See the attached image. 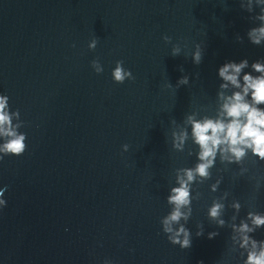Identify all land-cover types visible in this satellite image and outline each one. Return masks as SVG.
Returning <instances> with one entry per match:
<instances>
[{
	"label": "water",
	"instance_id": "obj_1",
	"mask_svg": "<svg viewBox=\"0 0 264 264\" xmlns=\"http://www.w3.org/2000/svg\"><path fill=\"white\" fill-rule=\"evenodd\" d=\"M196 1L0 0V94L27 135L0 161V264H102Z\"/></svg>",
	"mask_w": 264,
	"mask_h": 264
},
{
	"label": "clouds",
	"instance_id": "obj_2",
	"mask_svg": "<svg viewBox=\"0 0 264 264\" xmlns=\"http://www.w3.org/2000/svg\"><path fill=\"white\" fill-rule=\"evenodd\" d=\"M240 7H245L240 0ZM255 13L251 19L259 21V26L249 29L247 36L249 42L260 46L264 44V0H248L247 11ZM167 44H172V37L163 36ZM236 40L243 43L239 35ZM99 43V37H93L88 43L89 50H95ZM75 47V45H73ZM181 47L173 44L171 55L179 56ZM192 62L199 65L203 60V49L201 44L195 45L191 53ZM91 67L96 74L104 71L99 59L91 61ZM251 69L245 71V69ZM180 71L184 69L181 66ZM112 79L117 84H123L126 80H134L135 77L130 69L124 67L123 60H117L112 70ZM199 74H197L198 76ZM218 78L221 81L218 86L215 115H201L200 111H193L186 114L182 123L171 120L170 132L171 146L176 152L183 153L187 142L191 140L195 146L187 149L188 156L195 154L196 163L192 167H177L174 169L175 185L170 188L166 197L170 211L161 217L160 224L162 231L166 234L172 245H178L181 249H188L192 245L191 230L186 227L193 214L192 203L200 200L202 193L198 190L212 177V169L216 166L217 160L227 166L235 164L239 166V175L248 172L245 167V160L251 157L253 163L264 162V58L249 63L247 58L239 62L227 61L218 68ZM189 84V76L183 75L178 79L175 88ZM165 88H173L169 81ZM18 123H13V120ZM24 121L20 119L19 109L12 111L9 105V97L0 94V161L5 156H22L27 150V135L20 132ZM190 127V132H189ZM128 144L122 145V150L127 152ZM222 177L212 183L210 191H218ZM194 185L196 186L194 188ZM256 189L260 188V181L257 180ZM6 190V189H5ZM195 191V195L193 192ZM4 190H0V210L6 207V200L3 199ZM229 193L225 191L221 196L212 199L207 209V217L214 222L218 228L226 226L227 222L222 217L226 210L225 201ZM228 207L235 210L231 217L233 223L229 226L232 229L230 239L240 250V257H246L242 264H264V240H257L252 233L264 227V212L249 211L239 224L235 223L237 215L242 207L238 200H233ZM183 221V223H181ZM196 236L204 234L203 224L197 225ZM219 235L218 231L208 233V239ZM103 264H113L111 260L105 259ZM199 264H204L200 261Z\"/></svg>",
	"mask_w": 264,
	"mask_h": 264
}]
</instances>
